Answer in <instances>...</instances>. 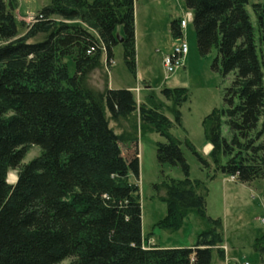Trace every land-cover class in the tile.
<instances>
[{
    "label": "trees",
    "instance_id": "1",
    "mask_svg": "<svg viewBox=\"0 0 264 264\" xmlns=\"http://www.w3.org/2000/svg\"><path fill=\"white\" fill-rule=\"evenodd\" d=\"M184 2L193 14L200 55H209L215 47L212 69L224 77L234 72L224 106L203 121L205 140L213 145L210 157L217 169L238 181L262 178L264 60L248 0ZM17 7L16 0H0V264H57L69 257L71 264H211L214 251L223 260L222 221L208 216L209 188L203 180L190 178L182 145L205 169L210 163L190 140L181 141L171 132L181 121L187 89L162 90L174 97L172 121L147 102L138 105L131 89L107 84L98 90L90 84L92 72L103 66L104 51L107 60L114 61L113 49L120 43L117 33L124 37L125 63L136 76L135 0H50L23 36L15 18ZM259 9L255 3L263 29L264 13ZM75 20L91 24L98 35ZM180 22L171 23L174 37L183 35ZM67 57L75 64L74 74ZM152 93L146 99H152ZM138 108L142 123L154 126L166 139L157 144L158 162L180 166L185 176L166 177L155 185L168 207L157 225L177 231L190 211L211 225L191 247L144 246L140 187L130 178L140 177L139 139L108 128L109 119L116 123L129 119ZM90 115L95 122L103 121L115 140L134 146L131 168L97 152L101 146L97 133L72 137L77 134L74 127L70 137L64 134L63 126L72 118L86 123ZM224 125L231 136L223 133ZM29 144L39 146L42 154L22 167ZM11 169H19L14 184L7 180ZM215 178L216 174L210 179ZM253 246L264 257V233Z\"/></svg>",
    "mask_w": 264,
    "mask_h": 264
},
{
    "label": "rangeland",
    "instance_id": "2",
    "mask_svg": "<svg viewBox=\"0 0 264 264\" xmlns=\"http://www.w3.org/2000/svg\"><path fill=\"white\" fill-rule=\"evenodd\" d=\"M16 1L18 7L15 10V18L18 22L19 36H23L27 27L35 21L39 11L50 4V0ZM255 3L260 4L259 12L264 13V0H248L246 8L254 26L258 53L264 60V28L262 29L258 23L254 11ZM190 13L192 11L186 7L184 0H135L136 76L127 67L124 47L122 43H119L113 49V62L110 63L107 60V54L104 51L103 66L92 72L90 84L98 90H103L107 84L112 89H131L138 105L147 102L150 107L163 112L172 121H175L174 97L165 96L162 90L165 86L187 89V101L180 107L181 121L172 128L171 132L181 141L186 138L190 140L196 150L210 163V168L205 169L194 153L185 144L182 145L190 166V178L203 180L209 188L206 197L208 216L220 218L222 221L224 242L220 247L225 249V258L220 259L217 251H214L211 264H264V260L261 259L264 257H261L253 246L256 237L264 233V177L251 182H241L235 176L224 175L210 157L213 145L205 140L203 121L214 109L224 106L225 90L231 85L234 72L224 77L220 72L212 69L213 61L217 56L215 47L209 55H200L192 20L183 29L182 37L172 35V21L189 19ZM58 19L62 20L60 17ZM75 21L88 25L92 32L98 35L91 24L80 20ZM184 43L189 47L185 57V68L167 60L169 53ZM66 61L70 74H74L73 60L67 57ZM149 91H153V98L150 100L146 99ZM75 118H70L72 123L63 126L65 135L70 137L74 127L76 130L73 131L77 134H71L72 137H78V134L97 133L101 142L100 150L97 152H104L106 159L111 158L114 162L117 160L121 166L131 168L134 156L132 144H122L115 140L98 117L97 122L91 116L90 120L85 121L86 123L76 121ZM91 120L94 121L92 125ZM108 124V128H112L116 134L134 133L139 139L140 177L135 180L134 175L131 174L130 178L140 187L144 241L146 243L152 241L161 247L194 245L199 233L211 226L207 219L195 211H190L186 215L182 227L177 231H166L157 225L166 216L168 207L161 200L155 185L161 184L166 177L177 180L185 177L180 166L167 163L161 165L158 162L157 144L165 142L166 139L154 131L156 129L154 126L142 123L139 108L129 119L118 123L109 119ZM223 133L231 136L227 125L223 126ZM41 154L42 150L39 146L29 144L21 166L23 167ZM18 171L19 169L9 171L7 177L9 183L16 182ZM214 174L216 178L210 179ZM72 262L73 258L69 257L57 264Z\"/></svg>",
    "mask_w": 264,
    "mask_h": 264
},
{
    "label": "built area",
    "instance_id": "3",
    "mask_svg": "<svg viewBox=\"0 0 264 264\" xmlns=\"http://www.w3.org/2000/svg\"><path fill=\"white\" fill-rule=\"evenodd\" d=\"M191 18H193L192 13L189 14V19H187V18L181 19L180 25H181L182 29L187 27L188 22L191 21ZM188 51H189V47L186 43H184L180 47H178L177 49L176 48L173 49L172 52L168 55L167 60L169 62L173 61V63H178L183 67L185 64L184 58L188 54Z\"/></svg>",
    "mask_w": 264,
    "mask_h": 264
},
{
    "label": "water",
    "instance_id": "4",
    "mask_svg": "<svg viewBox=\"0 0 264 264\" xmlns=\"http://www.w3.org/2000/svg\"><path fill=\"white\" fill-rule=\"evenodd\" d=\"M116 36H117V39H118V41H119L120 43H122V42L124 41V37H123L122 35L117 34Z\"/></svg>",
    "mask_w": 264,
    "mask_h": 264
},
{
    "label": "crops",
    "instance_id": "5",
    "mask_svg": "<svg viewBox=\"0 0 264 264\" xmlns=\"http://www.w3.org/2000/svg\"><path fill=\"white\" fill-rule=\"evenodd\" d=\"M186 67V65H184V68ZM148 243H150V244H155V243H152V241L151 242H148ZM148 243H146L145 241H144V246H149L150 244H148ZM227 247V246H226ZM228 248V247H227ZM262 260H264L263 258H261Z\"/></svg>",
    "mask_w": 264,
    "mask_h": 264
},
{
    "label": "bare ground",
    "instance_id": "6",
    "mask_svg": "<svg viewBox=\"0 0 264 264\" xmlns=\"http://www.w3.org/2000/svg\"><path fill=\"white\" fill-rule=\"evenodd\" d=\"M186 20V19H185ZM191 20H192V18H191ZM185 29V28H184ZM186 57V56H185ZM184 63H185V58H184ZM185 65V64H184ZM184 67V66H183ZM13 177V176H12ZM17 178V177H16ZM16 180V179H15ZM17 181V180H16Z\"/></svg>",
    "mask_w": 264,
    "mask_h": 264
}]
</instances>
